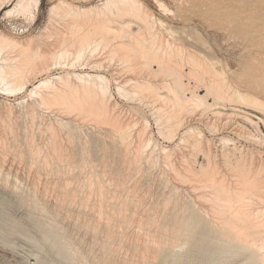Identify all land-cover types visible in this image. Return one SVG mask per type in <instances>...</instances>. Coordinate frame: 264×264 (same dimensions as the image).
<instances>
[{"label": "rangeland", "instance_id": "374dc122", "mask_svg": "<svg viewBox=\"0 0 264 264\" xmlns=\"http://www.w3.org/2000/svg\"><path fill=\"white\" fill-rule=\"evenodd\" d=\"M6 1L7 0H5V2L3 4V8L0 9V32H3L4 34H6L8 36L11 35V37H13V38L15 37L16 39L21 40L22 42L32 41V44L30 42L31 47H35L38 43H43V45L46 44L45 47H47L50 50H55L56 47L57 48L59 47L58 41H57V36H56V34H55V36H53L54 33H52V31L55 29H58L60 32H62V29H61L62 25L66 29L65 25H67V22L73 20L72 17H70V18L67 17L66 19L61 20V22H60V18H57L55 16L54 11L59 10V11H63V12L68 14L69 13L68 10L70 8L71 9L75 8L76 11L74 9H73V11L78 12V9L79 10L80 9L86 10L87 8H90L93 6L102 7L103 6L102 3L104 2V0H39V5L36 8H32V10H33L31 12L32 15L27 16L28 13L25 14V13L21 12L22 13L21 14L20 12L19 13L15 12V13H12L11 15L7 16L4 14L5 11L12 8L16 0H10L8 3ZM140 1L144 2L145 5L147 4V7L152 12L153 18H155L157 23L159 22L157 24V28H159V32H161V34H160L161 36L158 35L159 32L157 31L158 32L157 36H159L158 38L160 40H162V38H163V41H165V40L169 41V42L171 41L175 44H179L180 47L182 46L181 50L182 49L184 50V51L182 50L183 53L181 55L177 54L174 57V59H175V61H178V63L180 64V65L179 64L178 65L180 67H182V69H183L182 71H184L185 74H187L186 72H187L188 67H189L187 65H189V64H190V66H191V64L193 65L192 60L187 55L193 54L194 57L197 56L196 58H203V57L205 58V56L206 57L208 56V59L210 58V61H212L211 59H213V62H215L214 64H215V66H217L216 67L217 70L223 69V71L225 72V76H227L228 80H230V82L233 85L237 86V88L241 89V91H243V92L252 94L256 97L258 96L257 98L264 101V92L262 90V86L264 85V0H155V1L154 0H140ZM156 1L161 2L162 6H160L158 8V3ZM53 5L57 6L59 9L56 7L55 10H52V9H54ZM82 8H84V9H82ZM163 8H165V9H163ZM61 9H63V10H61ZM63 12H61V13H63ZM67 14H65V15H67ZM82 14H84V12ZM156 14H159V15H156ZM50 17H52V18H50ZM91 17H92V19L95 18L94 15ZM158 19H159V21H158ZM55 20L58 23L57 24L58 26L60 24L61 28L60 27L58 28V26L55 23H53V22H55ZM127 21L132 23L133 19H128ZM132 24H135V20ZM49 26H50V28H49ZM51 26H53L54 28ZM167 28H169V29H167ZM47 29H49L50 31L52 30L51 33ZM65 29L63 30V32L64 31L66 32ZM46 34H47V36H46ZM90 34H93V36H96V34L94 32H92ZM38 35H39V37L40 36L41 37L39 38ZM42 35H43V37H42ZM50 36H52V37H50ZM30 38H31V40H29ZM35 38H37V39H35ZM47 38H49V39H47ZM158 38H156V39L158 40ZM55 40H56L57 44L55 43ZM43 41H45V43ZM166 41L164 43H169ZM51 42H52V44H51ZM171 42L169 44L173 45V43H171ZM35 43H36V45H35ZM47 44H48V46H47ZM56 45H58V46H56ZM11 46H9V47L6 46L7 48H5L6 50L4 49L3 52L0 49L1 50L0 53L2 55L6 54L7 56L14 57V56L18 55L19 52L20 53L22 52L21 47L19 48L18 46L17 47L13 46L11 48ZM0 48H1V46H0ZM8 49H10V50H8ZM100 49H102V51ZM73 50H74V48L72 50H69V51L72 52ZM90 51L88 50L87 53L85 52L86 54H89V56L84 54V56L81 58V60H79L80 63H78V61H74L73 55L72 56L70 55L71 57L69 56V57H66L64 59L62 58L59 63H56V64L54 63L53 65L51 64V60H49L50 61L49 63L51 65L49 64V67L47 68L48 70L46 69L47 71H42V73L40 72L39 74L36 75L37 77H35L33 80H35L36 78L44 77L45 75H51L52 77L53 76L56 77L57 75H62L63 73H66L68 71H70V72H73V71H77V72H85L86 71L87 72V71H89L91 73L99 71L98 73L105 75L108 79H110L109 93H108V95L109 94L110 95L108 97L112 96V98H109V101H111L110 103L114 106V109H115L114 111L117 112V113H115V112L114 113L116 115V118L118 117L117 118L118 123L120 124L121 127H125V129H127L126 126H128L127 130L130 132L132 131L131 133L129 132V134H128L131 136V137L128 136L129 138L127 139L128 142L130 141L129 144L127 142L128 148H126V149L124 148V151H123V149L120 147L121 143H118L117 139L114 140L115 136H113V135H114V133L116 134L117 130H116L115 126H114L115 130H114V127L111 124H107V123L102 124L100 121L97 122L95 119H93V121H92V118H89L87 116L83 117L82 114L79 115V113H77V112L76 113L75 112H67V111L63 112V110L58 106L44 107V106L37 105V104H39V103H35V100H37V98L34 97V99H33V97L29 96V90L31 89V86H28L25 91H17L16 90V92H14L15 91L14 90L13 92L10 91L11 93L6 92V90L3 91V89L2 90L0 89V117L4 116L3 118L7 120L6 122H8V123L10 122L9 128H7V130L5 132L6 134L3 132L5 138H7L6 137L7 135H10L7 138V141L9 140L8 144L9 143L11 144L13 142V139L16 136L18 137V135H19V139L22 137L20 140L18 139L21 142L23 137L26 136L25 133H27L28 134L27 136H32L31 140H33V141H31V145H32V143H34L32 146H34L35 149H37L39 151V150H41V148L43 146L42 149L46 150V148L47 149L50 148V147L48 148V146L50 145L49 143L51 142L52 137L55 136V137H57L56 139L58 142L57 148H58V146L60 148V149L58 148L60 150V151L58 150L59 151L58 152L59 158H60V155H62L61 159H58L59 164H60V166L63 165L62 168H65L64 165L66 166L67 164L70 166V168L68 166H67L68 168L66 167L67 170L62 169L63 171L62 170L60 171V174L62 175L61 176L58 172V170L61 169V167L58 166V160L56 161V159H52L55 161L54 162L55 165L53 162H51V160H50V162H51V164H50L49 160H45V158L42 157L43 156L42 153H39V152L38 153L41 154V157L39 156V157H37V159H34V160H38V161L32 160L33 161V163H32L31 157L30 158L27 157L31 162L29 160H27L26 157L21 158V160H20V158H15V156H13L14 155V153L12 152L13 146H11L9 144L11 149H10V151H7L8 153L6 152L7 154L5 153L6 155H4L5 157H3V161H2L3 166L1 165L2 170L0 171V181L2 182V183L0 182V264H83V263H85V264H97V262H99L100 264H105V263L106 264H130V263L134 264V262H130V263L128 262V261H133V260H130L132 257L131 255H133V259L136 257L134 255V252L131 250V244L134 242L140 244V241L144 238H145V241L147 243H151V242H149V240H146L148 237H147L146 233L144 232V230H145L144 226H142V224L140 225V223H141L140 221H144L147 217V213H149V212L151 213V211L153 212V210L155 211L156 209L160 213L162 212L160 217H159L160 220L163 221L164 223L166 222L165 224L164 223L162 224V225H165V228L162 225H161V227L157 226L158 227L157 229L155 228L156 229L155 234H156L157 238L159 239V242L161 244L160 247H161L162 251L159 250L160 251V253H159L158 249L160 247H158V245H157V247H158V249H157L156 245H153L154 249H153V251H150V253L156 254L157 256L150 254L151 256L149 257V255H148L149 252L146 254L144 252V254L146 256L148 255V257L150 259L147 257V259L149 260V261H147L146 258L141 259L142 257L140 256L141 257V258L139 257L140 258L139 261H141L140 264H142V261L145 264H147L148 262H149L148 264H264V261H263L264 260V249H263L264 247L259 245L260 244L259 242L249 241V245H248V242H245L246 243L245 244L244 242L241 243L239 241L240 242V244H239V242L237 240L236 241L238 243H236V241H232V240L229 241L230 238L228 239V236H225V238H224V235L222 233L220 234V232L218 233V235L214 236V234H217L216 232H218L217 229L220 230L221 228H224L223 223L225 221L228 222V219L226 220V218H225L226 214L224 213L225 216H223L224 211L222 212V209H225V206L223 205L224 203H222V200L220 198H219L220 203L218 202L219 200L217 201V199L219 197L218 195L220 194V192L216 191L215 187L212 186L213 184H211V183L206 184L209 182V180H208V182L203 181L205 179H210L209 175H207V176L205 175L206 176V178H205V176L203 175L204 171H201V173H198V175L195 173L191 174V172L186 171V168L188 166L185 165V162L183 164V160L181 161L182 155L189 154V156H191V157L193 156V159L196 160V162L194 161L195 162L194 165L192 163V164H190V166L192 165L191 167H194L195 170H198V169H200L201 165H203V168H204L203 170H205L209 166L208 164L207 165L205 164L207 162L205 159L207 152L205 153V151L210 150L209 152L212 154V156H214V159L216 161L215 163H216L217 167L215 169L217 170V168H218V170H217L218 175L216 174V172H215V174L217 175V177H219L220 175L222 176V174H224L222 176V178H221V176H220V178H217L216 175L214 176V178L216 179V181L218 179V182L220 181V179L222 180L225 178L226 181L224 180V182H223V180H222V182H223L222 184H224V185H226L225 184L226 182L228 183L227 179H230L229 175L231 174V173H229V172H231L229 170V168L231 166L228 167L229 166L228 163H225V162L223 163L224 159L222 157L223 153H225V151H227L228 149L230 150V149L236 147V148H238L237 150H239V148L240 149L245 148L244 150H248L249 152H254L252 154L253 163L255 165H257L259 163L260 165H257L258 167L263 166L264 164H262V163L264 162V112H263L264 110L260 111V108L258 109L256 107H252V106H248V105L245 106L244 103H242V102L238 103V101H236V100H231V99H227V100L226 99L225 100L224 99L223 100L218 99L217 100V99H215V97L212 94H210L207 90H205L206 86L204 87V84L203 85L198 84V86H197V84L194 85V82L191 79H187V76L184 75L186 79L184 78L182 80V82L184 84L187 83L188 84V86L186 85L187 87L196 91L199 95L204 96V98H205L204 103L206 100L205 105L208 104L210 106H209V108H208V106H204L205 107L204 108L203 105H197V107H196L195 106L196 104H193V102H192V104H193L192 105L191 102H189L190 105L186 104L187 107H186V105L183 107V108H185V110L182 108V112H184V113H182L181 115L183 118H181V115H179L180 117L175 119L178 122H176L174 119H173V121H172V119H168V121H167L166 118H165V120L162 118L163 121L161 119V122L164 124H161L162 127L160 128L159 127L160 125H158V123L156 122V118L158 117L157 116L158 114H156V108L158 106L160 107V104H158L159 102L156 101L155 103L154 102L151 103V101L148 100L149 98L147 99L146 96H144L146 98H143V96H142V98H139V97H141V96H139V97H137L138 99L134 98L132 100V99L125 97V96L122 97V95L120 96V94L118 95L117 89H116V84L120 81V82L124 83V85H126L128 83V81L126 79L130 75L129 72H127L126 69L122 70L123 69L122 66L119 65L122 68L121 69L119 66H117V64L114 61H109V59L106 57V56H108V55H106L107 54L106 50H103V48L98 47L95 50V52L91 51L92 54L90 53ZM104 51H105V54H104ZM100 52H102V53H100ZM85 57H86V59H84ZM88 57H89V59H88V65H87L86 61H87ZM105 57L108 59L107 62L110 63V64L106 63L108 66L104 65L106 62ZM204 58H203V60H206ZM65 59L68 61H66ZM93 60L95 62H97V60L100 62H104L103 67L100 68L101 72L99 69V67H101V66L96 67V68L94 67L95 70H94V68H93V70H90L92 68L91 66H92ZM189 60H191V61H189ZM71 62L74 63L73 67L71 65ZM84 62H86V64ZM52 63H53V60H52ZM97 63H99V62H97ZM114 63H115V65H114ZM66 64H67V66H66ZM90 64H91V66H89ZM99 64H102V63H99ZM84 65H85V67H84ZM104 66H105V68L110 67L109 70H108V68L104 69ZM156 67L157 66H154V68H156ZM97 68H98V70H97ZM108 72H110V73H108ZM115 78H117V80L119 79L117 81V83H116ZM125 82H127V83H125ZM261 84H263V85H261ZM128 87H130V85H128ZM160 91H163V90H160ZM206 91H207V94H206ZM234 101H236V102H234ZM29 104H30V106H29ZM31 106H33V107H31ZM201 107H202V109H201ZM33 108L35 110L34 113L32 111ZM41 108H42V110H41ZM8 109H9V112H7ZM19 109H21V110H19ZM30 109H32V110L28 111V112H31L30 114L32 115V117H31V115L28 116V113L26 112L27 110H30ZM44 109H45V111H44ZM187 109H188V111H187ZM1 111L2 112L6 111V112L2 113ZM6 113L8 116L7 118L5 117ZM8 113H10V114H8ZM16 114H18V117ZM9 115H10L11 119L9 118ZM155 116H157V117L155 118ZM30 118H32V119H30ZM19 119H21L23 121H21V120L19 121ZM257 119H258V121H257ZM61 120H62V122H60ZM175 122L179 123V124H176ZM35 123H37V124H35ZM58 124H61L62 126L58 125ZM175 124L177 125V127H175ZM180 124H182V125H180ZM14 126H16L15 129H13ZM21 126H22V128H21ZM163 126H165V127H163ZM47 127H50V128H47ZM168 127L170 128L169 131L171 132V134L173 133L172 135L170 134V132H165V131H168L167 130ZM16 130H18V131H16ZM189 130H191V131H189ZM52 131H53V134H52ZM54 131L56 132V134ZM186 131H187V133H186ZM21 133H24L25 135L23 136V134H21ZM110 133H111V136H110ZM166 133H168V134L166 135ZM43 134H44V136H43ZM198 134H200V138L209 140V143L207 144V146H206L207 142L205 143V141H203L204 144L202 143L203 144L202 149H204L203 153H202L201 148H200V150L197 149L198 151L197 150L191 151L190 150L191 144H189L188 140H186V137H188V138H189V136L190 137H192V136L197 137ZM249 134H251V135H249ZM51 135H53V136L51 137ZM186 135H188V136H186ZM139 136H141V138H139ZM47 138L49 141L47 140ZM183 138H185V139H183ZM99 139H100V141H99ZM44 140H45V142H44ZM46 140H47V143H46ZM83 140H85V141H83ZM112 140H113V142H112ZM59 142H62V143H59ZM96 142H97V144H96ZM225 142H226V145H225ZM22 143L19 144V148L20 149L23 147L27 148L26 147L27 145L23 144L24 145L23 146ZM37 144L40 148L37 146ZM85 144H87V145H85ZM45 145H47V147ZM116 145H117V147H116ZM128 145H130V146H128ZM20 146H23V147H20ZM111 146H112V148H111ZM123 147H126V146H123ZM133 147H135V148H133ZM205 147L209 148V149L206 150ZM251 149L254 151H252ZM24 150H26V149H24ZM110 150H112V151H110ZM75 151L78 152V154H76ZM128 151L130 153V154L128 153V155H126V157L128 156L127 157L128 160H127V158H125L126 160H124L123 156L125 153L127 154ZM63 152L65 154H63ZM119 152H121V153H119ZM191 152L193 153L192 155H191ZM195 153L197 156L194 155ZM91 154H92V156H91ZM114 154H115V157H114ZM214 154L217 156V158ZM35 155H38V154H35ZM86 156H88V157H86ZM70 157H72V158H70ZM165 157H166V159H169V160H166ZM220 157L222 158L223 161L220 159ZM42 158L45 161H40ZM82 158H84L85 161ZM148 158H149V160H148ZM67 159H70L68 161L71 163L67 162L66 161ZM24 160H25V162H22ZM105 160H107V161H105ZM260 160H261V162H259ZM86 161H88V164ZM129 161H131V162H129ZM168 161H170V162H168ZM34 162H35V165H34ZM36 162L40 163V164L39 163L38 164L41 165L42 170L41 169L39 170L40 166ZM41 162L44 165H46V164L47 165L44 167ZM61 162H62V165H61ZM82 162H85V164H87L86 167L84 166L85 164L83 165ZM133 162H135V163H133ZM64 163H66V164H64ZM79 163L80 164L82 163L81 164L82 166H78ZM215 163L214 164L212 163V164L215 166ZM106 164H108V165H106ZM134 164H135V166H134ZM255 165H254V167H256ZM27 166H29V168ZM83 166L85 167L84 170L88 166L87 170H85V171H88V173L91 172V170H92L91 173H93L96 169V171L93 175L88 174L92 178L95 175L94 177H97V178H94V179H98V176H100V177H102L101 180H104V179L106 180V181L104 180L105 182L104 181L102 182L101 180H100L101 182L100 181H98V182L99 183H105L103 185V189H104L105 185L107 184V186L104 189V191H106V193H108L109 192L108 190L110 189L111 194H109V195L107 194L109 197L105 196V194H106L105 192H104L105 194L103 195V196H105L104 201H106V203L110 207L109 208L110 211L113 210V208L116 211V209L118 207L117 205L119 203H122L123 201H126V203H127L128 202L127 199L132 201L131 205L134 206V207L133 206L131 207L130 204H129L130 206L127 205L128 208L131 207V208H129V210L127 209V211L131 214V216H133V215L135 216V217L133 216V219L139 223L138 224L135 221L136 224H138L139 226L137 225L138 226V228H137L135 222L132 223L131 228L129 226V228L127 230L124 229L125 232H127L125 234L124 231L121 230L123 227H119L120 225L118 224L116 229L120 230L121 233L124 234L123 239H125L126 242H124L125 243L124 245L121 244L122 245L121 246V245H119V242L116 241L115 238L110 239V244L112 245L114 243L116 245L115 248H117L118 246H120V248L122 247L121 250L120 249L118 250V248H117V249H115L114 252H112L113 254L109 255V256H112L114 258L107 257L108 259H106V257H104V259L101 260L100 255L104 253L103 252L104 250H102L103 248L101 247V244H99V243H101L102 239L106 236L104 234V232L102 233V231L101 232L97 231L98 233H101L102 236L96 235V233H97L96 230L93 231L92 229H88V228H87L88 229L87 230L83 225L79 224L80 221L87 220L89 218V216H90L89 212L90 213H91V211H92V213L94 212L93 209L92 210L89 209V208H91L89 203H84L85 204V207H84V204L82 205V201H81L82 206H80L79 205L80 199H83L86 196L90 198V196L93 195L94 191H95V193H94V195H95L96 194V188L95 187L97 186L96 185L97 181H96V183L94 181L96 186L92 185V184H94L93 182L91 184H89L88 188L86 186L87 184L83 185L84 187L81 186L82 184H81V182H79L80 180L78 177L79 176L78 173L80 170L84 171L82 168ZM89 166H91V169ZM95 166H97L98 168ZM43 167H44V169H43ZM54 167H55V169H56V167L57 168L60 167V168L58 170L56 169L57 170V172H56V170L54 171ZM209 167H211V166H209ZM99 168H101V169H99ZM175 168H176V170H175ZM183 168H184V170H183ZM256 168H254V169H256ZM207 169H206V171H207ZM26 170H29V171H26ZM73 170H74V172H73ZM82 171H80V172H82ZM85 171L82 172L83 175H84ZM97 171H99V172H97ZM177 171H178V173H177ZM218 171L221 173L220 175H219ZM62 172H64V174ZM27 173H29V174H27ZM36 173L41 175V176L38 175L40 178L37 176ZM71 173H75V174H72V177H74V179L72 177L70 178ZM82 173L80 174L81 180L84 179L83 178L84 176L82 175ZM100 173H102V174H100ZM4 174L7 177H5ZM86 174H87V172H86ZM179 174L181 176H179ZM199 174H200V176H199ZM26 175L27 176L29 175V176L27 177ZM55 175H57V176H55ZM88 175H86V176H88ZM130 175L132 176V178ZM201 175H203L205 179ZM66 176H67V179L69 177L70 180L68 179V181H67ZM224 176H227V178ZM2 177H3V179H2ZM4 177H5V179H4ZM64 177H65V180H64ZM111 177H113V178H111ZM87 178H85V179H87ZM113 179H115V180H113ZM59 180H60V183H62L61 185L64 184V186H65V181H66V184L69 183L67 188L72 187V189L69 188L70 190H74L75 188L77 189V186H78V188L81 187L82 189H84V192H85V194L82 196V195H80L81 194L80 192L82 191V189L81 190L79 189L80 192L78 190L71 191V192H73V195H74V192L77 193V191L80 193V194L79 193L76 194L78 196H76L75 200H77L79 196H82L83 198L79 197V199H78L79 202L72 200L71 202L68 203V207H66L67 205L65 203L64 207L66 209L63 207L64 208V209L62 208L63 212L60 211L63 214L65 213L64 216H63V214L61 215L62 218L60 217V215H57L58 217L55 216V214H53L54 211L51 209L53 207L52 205H54L55 207H53V208L56 209V202H58V201H60V199H62V197H59V196H61L59 194V191L56 190L60 187L59 182H58ZM61 180H63V182H61ZM120 180H122V181L120 182ZM5 181H6V183H5ZM34 181H36V182H34ZM69 181H71V182H69ZM32 182L34 183V186H36L38 184L37 187H35V188L39 189V190L37 189L39 191V193L42 191V193L44 195L42 193H40V194H42L44 196V198H43V196H40L39 199H37V200L30 199L31 196H29L30 195L29 192H31V191H28V190L31 189L30 185H33V184H31ZM76 182H77V184H76ZM204 182H206V183L204 184ZM35 183H36V185H35ZM44 183H45V185H44ZM13 184H15V185L17 184L18 187L13 185ZM90 185H92V189L89 188V187H91ZM205 185H208L209 187L208 186L205 187ZM10 186H12V187H10ZM85 186L87 188L86 191H85ZM118 186H120V187H118ZM203 186H204V188H203ZM108 187H109V189H108ZM140 187H141V189H140ZM144 187H146V188H144ZM176 187H178V188H176ZM211 187H213L215 190L213 188L211 189ZM88 189L93 191V192L91 191L92 195H89L90 191ZM144 189H146L145 190L146 192L144 191ZM178 189H179V191H178ZM212 190H214L216 192H214ZM88 191H89V193H88ZM130 191H132V194ZM159 191H160V193H159ZM112 192H114V193L112 194ZM157 192L159 195L157 194ZM86 193H88V195H86ZM165 193H166V196H165ZM216 193H219V194L215 195ZM124 195H126V196L130 195V196L129 197L125 196L126 197V199H125ZM209 195L212 197H210ZM122 196H123V198H122ZM96 197H98V196H95L94 198H96ZM173 197H178L179 200H177L176 198L174 199ZM92 198H93V196H92ZM92 198H90V199L94 200V198L93 199ZM154 198H155V200H154ZM164 198H165V200H164ZM173 199L177 200L175 202H178V203L180 202V204H179L180 209H179L178 203H177V206H175L176 203L174 201H172ZM210 199L213 201L211 202ZM214 199L219 204L216 201H214ZM38 200L41 202L45 201V203H41ZM55 200H56V202H55ZM121 200H122V202H121ZM151 200H153V201H151ZM31 201H33V202H31ZM130 201H129V203H130ZM166 201L168 202V204ZM38 202H39V204H38ZM113 202L115 203V205ZM142 202H143V204H142L143 206L141 205ZM184 202H186V203H184ZM34 203H37V204H34ZM160 203H162V204H160ZM163 203H166L165 205H167L168 207L166 206V209L163 206H162L163 208L161 206H160V208H158L159 207L158 204L163 205ZM87 204H89V205H87ZM110 204H111V206H110ZM186 204L189 205V207ZM220 204L222 205V207ZM172 205H173V207H172ZM217 205H220L221 209H219V206H217ZM136 206L139 208L140 212L138 211V208ZM182 206H183V208H181ZM214 206H216L217 208ZM81 207H83V208H81ZM190 207L193 208L196 216L198 217V218L194 219L195 223L193 222V224H192L193 226L192 225L189 226L192 228V230H191V228L189 229L188 227H186L187 226L186 224L190 223L189 221H191L192 218L195 217L193 214L194 212L192 211V209ZM212 207L214 209H212ZM161 208L163 209V211ZM67 210H69V212ZM134 210L137 212L135 213ZM164 210L166 211V213L164 212ZM65 211H67L68 214ZM113 211H111V212H113ZM115 211L113 212L114 215L116 214L115 217L120 218L119 216L121 214L119 213V210L117 209V211H116L117 213ZM132 211H134V213ZM203 211H205V213H203ZM218 211H219V213H218ZM84 212H86V213H84ZM125 212H126V210H125ZM128 212H126V213H128ZM169 212L177 215L179 218L183 217L181 219L183 220L182 221L183 223L185 222L184 224L186 226L181 222L183 225L180 224L179 226H177L178 229L176 227H175L176 229H174V225L169 223L167 220L168 218L166 217L167 215H170ZM181 212H183V213L185 212L184 215L185 214L186 215L183 216V214H181ZM190 212L191 213L193 212V213L191 214ZM196 212H198V213H196ZM118 213H119V215H118ZM211 213H213V214H211ZM85 214H87V215L84 217ZM197 214H200L201 217H199L200 215L198 216ZM221 215L223 218L221 217ZM98 216H100V215H98ZM162 216H164V217H162ZM137 217L140 219H138ZM213 217H214V219H213ZM141 218L142 219L144 218V219L142 220ZM199 218H201V219H199ZM54 219H56V220H54ZM99 219L101 221L104 220L103 216H100ZM210 219H213V220H210ZM217 219H218V221H219V219L220 220L223 219L225 221L221 220V223L222 222L223 223L219 224V226H218V224L216 223ZM76 220H77V222H76ZM48 221H50L51 223ZM205 221L206 222L208 221L207 223L210 224L211 226L213 225V224H211V222L215 221L212 223H216V224H214V226L216 225L217 227H219V228H217L215 226L216 232L214 230V227L213 228L211 227L212 229L211 228L209 229L210 226H208V229L210 231L213 230L214 234H213V232L212 233L209 232V230L206 228L207 224L206 225L204 224V223H206ZM200 222L202 223L201 227L199 226ZM227 222H225V224H224L225 226H226ZM53 223L55 226L56 225L57 226L54 227ZM196 223H198V225ZM218 223H220V222H218ZM203 225H205L206 229L202 227ZM227 225H228V223H227ZM51 226H53L54 229H51L52 228ZM220 226H221V228H220ZM57 227H58V229H60L59 230L60 233L62 232V233H66L65 235H69V238L71 240V242L69 244L66 245V240L63 238L64 236H62V233L60 236H58L60 233L56 232V231H58ZM118 227H119V229H118ZM170 227H172L175 231L170 229ZM196 227H198V229ZM199 227L201 228V230ZM159 228H160V230H159ZM202 228H203V230H202ZM183 229L185 232L183 231ZM157 230L159 232H161V234H159L157 232ZM165 230H166V232H165ZM167 230H168V232H167ZM181 230H182V232H181ZM188 230L189 231L191 230L194 233H192V235H190L191 232H186ZM169 231H171L170 235H169ZM128 232H130V234H128ZM184 233H186L187 235ZM172 234H174V236ZM193 234H194V237H193ZM145 235H146V237H145ZM161 235H162V237H161ZM166 235H168V237ZM179 235L181 236V238ZM184 235L189 236L188 238L189 239L191 238L192 240L191 239L189 240ZM219 236H221V238H218ZM140 237H143V238L140 239ZM172 238L173 239L177 238L176 242H175V240L173 241ZM73 240H74L73 245H76L75 243L79 242L80 244L77 243V245H80V247L87 250V253L89 256L87 255L86 257H88V258L78 257L77 254L76 255L72 254L74 257L76 256L75 260H74L73 256H72L73 258L71 257L72 252H71V250H69V248L70 249H72V248L69 245H71ZM134 240H137V241H134ZM161 241L165 246L161 243ZM183 241L185 242L184 244H182ZM127 242H129V243L132 242V243L130 244V247H127L128 251L126 252V250H127L126 246L129 245ZM171 242H173V243H171ZM170 243L173 245H171ZM73 245H71V246H73ZM162 245H163V247H162ZM111 247H113V245ZM154 250H156V251H154ZM115 253H116V255H115ZM129 254H130V256H128ZM91 257H94L93 261H92ZM129 257H130V259H129ZM79 258L82 260L84 259V261L81 263V260H79ZM95 259H96V262H95ZM105 259H106V261H105ZM115 259H116V261H115ZM152 259H153V261H152ZM100 260L102 263L100 262ZM150 260H151V262H150ZM76 261H78V263H75Z\"/></svg>", "mask_w": 264, "mask_h": 264}, {"label": "bare ground", "instance_id": "6f19581e", "mask_svg": "<svg viewBox=\"0 0 264 264\" xmlns=\"http://www.w3.org/2000/svg\"><path fill=\"white\" fill-rule=\"evenodd\" d=\"M10 0H7L6 2L8 3ZM155 1V0H154ZM4 2H5V0H0V9H2L3 8V4H4ZM157 3H158V8L160 7V6H162V4H161V2H159V1H156ZM102 3V2H101ZM155 3V2H154ZM39 5V0H16L15 1V3H14V5H13V7L12 8H10V9H8V10H6L5 11V15H11L12 13H15V12H17V13H28L27 14V16L28 15H32L31 14V12L33 11L32 10V8H36L37 6ZM102 7H97V6H93V7H90V8H87L86 10L84 9V8H82V9H84V10H79L78 8V12H75L76 11V9L75 8H73L75 11H73V9H67L68 10V14L67 13H65V12H63V11H59V10H56V11H54L55 12V16L57 17V18H60V22H61V20H64V19H66L67 17H72V19L73 20H71V21H68L67 22V25H65V27H66V29L63 27V25H62V28L60 27V24H59V26L57 25L58 23L56 22V20H55V22H53V23H55L57 26H58V28L60 27L61 29H62V32H60L58 29H55V30H51L52 31V33H54V35L53 36H55V34H56V36H57V41H58V45H59V47L57 48L56 46H58V45H56L55 47H56V51L55 50H50V49H48L47 47H45L46 46V44L45 45H43V43H38L37 45H36V43H35V47H31L30 46V42H31V44H32V41H30V42H22L21 40H18V39H16L15 37L13 38V37H11V35L10 36H8V35H6V34H4L3 32H0V46H1V50H2V52H3V50L5 49V48H7V47H9V46H11V48L13 47V46H15V47H21V50H22V52L20 53H18V55H16V56H14V57H10V56H7L6 54L4 55H2L1 53H0V89L2 90L3 89V91L4 90H6V92H13L14 90V92H16V90L17 91H25L26 89H27V87L28 86H31V89L29 90V96H31V97H33V99H34V97H36L37 98V100H35V103H39V104H37V105H40V106H44V107H51V106H58V107H60L62 110H63V112L64 111H67V112H77V113H79V115L80 114H82L83 115V117L84 116H87V117H89V118H92V121H93V119H95L97 122L98 121H100L102 124L103 123H107V124H111L113 127L115 126L116 127V130H117V132H116V134L114 133V135L113 136H115L114 137V140L115 139H117L118 140V143H121V148L123 149V151H124V148L126 149V148H128L127 147V139L129 138V137H131L130 135H128L129 134V132L130 131H128L127 129H128V126H126V128L127 129H125V127H121L120 126V124L118 123V117L116 118V115H115V113H117V112H115L114 110V106L110 103L111 101H109V98H112V96H110V97H108L109 95H108V93H109V84H110V79H108L105 75H103V74H101V73H98L99 71H97V72H93V73H91V72H89V71H85V72H77V71H73V72H70V71H68V72H66V73H63L62 75H57L56 77H52L51 75H45L44 77H41V78H36L35 80H33L35 77H37L36 75L37 74H39L40 72L42 73V71H47L48 69V67H49V60H51V64L53 65L54 63L56 64V63H59L60 62V60L63 58H66V57H69L70 55L72 56L73 55V58H74V61H78V63H80V61L79 60H81V58L84 56V54H86L87 53V51L89 50H91V51H93V52H95V50L99 47V48H103V50H106V55H108V56H106L108 59H109V61H114L116 64H117V66H119V65H121L122 66V70H125L126 69V71L127 72H129V77L126 79L127 81H128V83L127 82H125V83H127L126 85H124V83H122V82H118L117 83V81L119 80H117V78H115V80H116V89H117V93H118V95L120 94V96L122 95V97L123 96H125V97H128V98H130V99H134V98H137V97H139V96H141V97H139V98H142V96H143V98H146L147 97V99L149 100V101H151V103L152 102H156V101H158L159 103L158 104H160V107L158 106L157 108H156V114H158L157 116H155V118H156V122L158 123V125H160L159 127L161 128L162 126H161V124H164V123H162L161 122V119L163 118L164 120H165V118H166V120L168 121V119H172V121H173V119L175 120V119H177V118H179L180 116L179 115H181L182 113H184V112H182V108L186 105V104H189L190 105V103L189 102H191V104H192V102H193V104H196L195 106L197 107V105H203V107L204 106H208V108H209V106L210 105H208V104H206L205 105V103H206V100H205V103H204V96H202V95H199L196 91H194V90H192V89H190L189 87H187L188 86V84L186 83V84H184L183 82H182V80L185 78V76L184 75H186L187 76V79H191L193 82H194V85L195 84H197V86H198V84H201V85H203L204 84V87L206 88L205 90H207L210 94H212L214 97H215V99H231V100H236V101H238V103L239 102H242V103H244L245 104V106H252V107H256V108H260V111L261 110H264V101H262L261 99H259V98H257L256 96H254V95H252V94H249V93H246V92H243V91H241V89H239V88H237V86H235V85H233L231 82H230V80H228V78H227V76H225V72L223 71V69H221V70H217L216 69V67L217 66H215V62H213V59H211L212 61H210V58L208 59V56L206 57L205 56V58L204 59H206V60H203V58H196V57H194V55L192 54H189V55H187V56H189L190 57V59L192 60V62H193V65L191 64V66H190V64L189 65H187V66H189L188 67V70H187V74H185L184 73V71H182L183 69H182V67H180L179 65V63H178V61H175V59H174V57L178 54V55H181L183 52H182V50H181V47H180V45L179 44H175V43H173V42H171V43H173V45H171V44H169L170 42L169 41H166V42H169V43H164L165 41H163V38H162V40H160L158 37L159 36H161L160 34H161V32H159V28H157V24L159 23H157V21L155 20V18H153V15H152V12L149 10V8L147 7V4L145 5V3L144 2H141L140 0H104V2L102 3ZM154 5V4H153ZM54 6V5H53ZM56 7L57 6H54V9H52V10H55L56 9ZM69 7V6H68ZM53 8V7H52ZM58 8V7H57ZM59 9V8H58ZM163 9H165V8H163ZM61 10H63V9H61ZM52 12V11H51ZM61 12H63V13H61ZM84 12V14H82ZM21 13V14H22ZM53 13V12H52ZM67 14V15H65V14ZM24 14V15H25ZM54 14V13H53ZM95 16V18H93L92 19V17L91 16ZM156 15H159V14H156ZM26 16V15H25ZM52 16V15H51ZM54 16V15H53ZM160 17V16H159ZM50 18H52V17H50ZM128 19H133V22H134V20H135V24H132L131 22H129V21H127ZM157 19V18H156ZM49 20V19H48ZM69 20V19H68ZM161 20V19H160ZM52 21V20H51ZM50 21V22H51ZM67 21V20H66ZM131 21V20H130ZM158 21H159V19H158ZM169 21V20H168ZM49 22V23H50ZM59 22V21H58ZM162 22V21H161ZM160 22V23H161ZM170 23V22H169ZM163 24V23H162ZM172 24V23H171ZM52 25V24H51ZM54 25V24H53ZM47 26V25H46ZM55 26V25H54ZM51 27H53V26H51ZM56 27V26H55ZM168 27V26H167ZM49 28H50V26H49ZM54 28V27H53ZM52 28V29H53ZM66 30V32L64 31L63 32V30L64 29ZM158 29V30H157ZM167 29H169V28H167ZM47 30H49V29H47ZM174 30V29H173ZM45 31V30H44ZM50 31V30H49ZM48 31V32H49ZM51 31H50V33H51ZM159 32V36H157V33ZM197 31V30H196ZM46 32V31H45ZM92 32H94L95 34H96V36H93V34H90V33H92ZM171 32V31H170ZM52 35V34H51ZM46 36H47V34H46ZM163 36V35H162ZM30 37V36H29ZM36 37V36H35ZM38 37H39V35H38ZM41 37V36H40ZM39 37V38H40ZM42 37H43V35H42ZM50 37H52V36H50ZM56 38V37H55ZM156 38H158V40L156 39ZM161 38V37H160ZM27 39V38H26ZM35 39H37V38H35ZM42 39V38H41ZM40 39V40H41ZM47 39H49V38H47ZM51 39V38H50ZM156 39V40H155ZM29 40H31V38L29 39ZM34 40V39H33ZM39 40V41H40ZM54 40V39H53ZM28 41V40H27ZM44 43H45V41H43ZM175 42V41H174ZM55 43L57 44V42H56V40H55ZM54 43V44H55ZM51 44H52V42H51ZM7 46V47H6ZM47 46H48V44H47ZM54 46V45H53ZM74 48V50L71 52V51H69V50H72ZM15 49V48H14ZM1 50H0V52H1ZM6 50V49H5ZM8 50H10V49H8ZM18 50V49H17ZM101 51H102V49H100ZM91 51H90V53H91ZM184 51V50H183ZM86 52V53H85ZM189 52V51H188ZM89 53V52H88ZM100 53H102V52H100ZM92 54V53H91ZM90 54V55H91ZM94 54V53H93ZM96 54V53H95ZM104 54H105V51H104ZM86 55H88L89 56V54H86ZM101 55V54H100ZM184 55V54H183ZM186 55V54H185ZM70 56V57H71ZM103 57V56H102ZM105 57V64H104V62H100V61H98L97 60V62H99V63H102V64H99V63H97V62H95L94 60L91 62L92 63V66H91V64L89 65V66H91L90 68V70H93V68L95 67H99V66H101V67H99V69L100 68H102L103 67V64L104 65H107V64H110L109 62H107V58ZM76 59V60H75ZM84 59H86V57L84 58ZM88 59H89V57L87 58V65H88ZM104 59V58H103ZM102 59V60H103ZM208 59V60H207ZM52 60H53V63H52ZM66 60V59H65ZM72 60V59H71ZM92 60V59H91ZM100 60V59H99ZM191 60H189V61H191ZM66 61H68V60H66ZM73 61V62H74ZM117 61V62H116ZM62 62V61H61ZM73 62H71V65H72V67H73V64L75 63H73ZM86 62H84L85 64H86ZM95 62V63H94ZM107 63V64H106ZM115 63H114V65H115ZM50 64V65H51ZM112 64V63H111ZM179 64V65H178ZM59 65V64H58ZM65 65V64H64ZM70 65V66H71ZM83 65V64H82ZM113 65V64H112ZM111 65V66H112ZM66 66H67V64H66ZM88 66V67H89ZM108 66V65H107ZM110 66V65H109ZM154 66H157L156 68H154ZM71 67V68H72ZM83 67V66H82ZM84 67H85V65H84ZM69 68V67H68ZM95 68H94V70H95ZM108 68V67H107ZM107 68H105V66H104V69H107ZM110 68V67H109ZM109 68H108V70H109ZM47 69V70H46ZM97 70H98V68H97ZM119 71V70H118ZM117 71V72H118ZM100 72H101V69H100ZM115 72V71H114ZM108 73H110V72H108ZM116 73V72H115ZM41 75V74H40ZM161 76V77H160ZM184 76V77H183ZM109 77V76H108ZM189 77V78H188ZM186 79V78H185ZM122 81V80H121ZM125 81V80H124ZM189 82V81H188ZM128 85H130V87H128ZM187 85V86H186ZM261 85H263V84H261ZM200 86V85H199ZM160 90H163V91H160ZM262 90H263V92H264V85L262 86ZM207 91H206V94H207ZM10 92V93H11ZM144 96H146V97H144ZM262 98V97H261ZM32 99V100H33ZM138 99V98H137ZM214 99V98H213ZM146 100V99H145ZM144 101V100H143ZM236 101H234V102H236ZM192 104V105H193ZM211 104V103H210ZM34 105V104H33ZM148 105V104H147ZM150 105V104H149ZM22 106V105H21ZM29 106H30V104H29ZM31 107H33V106H31ZM39 107V106H38ZM43 107V108H44ZM186 107H187V105H186ZM30 108V107H29ZM189 108V107H188ZM205 108V107H204ZM12 109V108H11ZM49 109V108H48ZM47 109V110H48ZM53 109V108H52ZM184 110H185V108H183ZM190 109V108H189ZM201 109H202V107H201ZM251 109V108H250ZM19 110H21V109H19ZM32 109H30V110H27L26 112L28 113V116H30L31 114V112H28V111H31ZM41 110H42V108H41ZM155 110V109H154ZM183 110V111H184ZM195 110V109H194ZM207 110V109H206ZM256 110V109H255ZM24 111V110H23ZM33 113H34V108H33ZM44 111H45V109H44ZM187 111H188V109H187ZM196 111V110H195ZM237 111V110H236ZM2 112V111H1ZM3 112H6V111H3ZM2 112V113H3ZM7 112H9V109H8V111ZM19 112V111H18ZM115 112V113H114ZM155 112V111H154ZM191 112V111H190ZM264 112V111H263ZM21 113V112H20ZM26 113V114H27ZM32 113V114H33ZM192 113V112H191ZM194 113V112H193ZM203 113V112H202ZM205 113V112H204ZM8 114H10V113H8ZM22 114V113H21ZM154 114V113H153ZM200 114V113H199ZM4 115V114H3ZM17 115V117H18V114H16ZM35 115V114H34ZM204 115V114H203ZM232 115V114H231ZM250 115V114H249ZM27 116V117H28ZM63 116V115H62ZM252 116V115H251ZM4 117V116H3ZM2 116L0 117V171L2 170V161H3V157H5L4 155H6L8 152L7 151H10V145L11 146H13V149H12V152L14 153V155L13 156H15V158H20V160H21V158H24V157H26V159L27 160H29L27 157H31L32 159H31V161L32 160H34V159H37V157H41V154H39V153H42V157H44L45 158V160H49V162H50V160H51V162H55L54 160H52V159H56V161L58 160V159H61V156L62 155H60V158H59V155H58V152L60 151L59 149V146H58V148H57V137H52L53 135H51V137H52V140H51V142L48 144L49 146H48V148L50 149H47L46 147H47V145H45L46 147V150H44V149H42L43 148V146H42V148H41V150H37V149H35L34 148V146H32L34 143H32V145H31V141H33V140H31L32 139V136H27L28 134L27 133H25L26 134V136H24L25 134L24 133H21V134H23V139H22V141L20 142L19 140L22 138H20L19 139V135H18V137L16 136L14 139H13V142L9 145L8 144V141H7V138H8V136H10V135H7L6 137L7 138H5L4 137V134H3V132L5 133L6 132V130H7V128H9V123L8 122H6L7 120L6 119H4ZM6 118L8 117L7 116V113H6V116H5ZM31 117H32V115H31ZM75 117V116H74ZM86 117V118H87ZM204 117V116H203ZM243 117V116H242ZM9 118H10V115H9ZM8 118V119H9ZM35 118V117H34ZM37 118V117H36ZM40 118V117H39ZM60 118V117H59ZM181 118H183L182 117V115H181ZM256 118V117H255ZM11 119V118H10ZM13 119V118H12ZM18 119V118H17ZM22 119V118H21ZM21 119H19V121L21 120ZM30 119H32V118H30ZM55 119V118H54ZM76 119V118H75ZM163 119H162V121H163ZM244 119V118H243ZM250 120V119H249ZM21 121H23V120H21ZM176 121V120H175ZM248 121V120H247ZM257 121H258V119H257ZM12 122V121H11ZM34 122V121H33ZM57 122V121H56ZM60 122H62V120L60 121ZM64 122V121H63ZM96 122V123H97ZM176 122H178V121H176ZM175 122V123H176ZM180 122V121H179ZM251 122V121H250ZM19 123V122H18ZM17 123V124H18ZM23 123V122H22ZM39 123V122H38ZM126 123V122H125ZM252 123V122H251ZM35 124H37V123H35ZM46 124V123H45ZM129 124V123H128ZM127 124V125H128ZM167 124V123H166ZM176 124H179V123H176ZM175 124V127H177V125ZM19 125V124H18ZM49 125V124H48ZM58 125H61V124H58ZM110 125V126H111ZM126 125V124H125ZM157 125V126H158ZM180 125H182V124H180ZM17 126V125H16ZM16 126H14V128L13 129H15V127ZM62 126V125H61ZM108 126V125H107ZM111 126V127H112ZM170 126V125H169ZM179 126V125H178ZM115 127H114V130H115ZM163 127H165V126H163ZM167 127V126H166ZM21 128H22V126H21ZM20 128V129H21ZM29 128V127H28ZM47 128H50V127H47ZM52 128V127H51ZM64 128V127H63ZM174 128V127H173ZM30 129V128H29ZM38 129V128H37ZM40 129V128H39ZM99 129V128H98ZM166 129V128H165ZM164 129V130H165ZM169 127H168V131H165V132H170L169 131ZM191 129V128H190ZM19 130V129H18ZM18 130H16V131H18ZM31 130V129H30ZM34 130V129H33ZM51 130V129H50ZM54 130V129H53ZM60 130V129H59ZM62 130V129H61ZM107 130V129H106ZM141 130V129H140ZM174 130V129H173ZM172 130V131H173ZM243 130V129H242ZM37 131V130H36ZM35 131V132H36ZM42 131V130H41ZM47 131V130H46ZM58 131V130H57ZM72 131V130H71ZM110 131V130H109ZM108 131V132H109ZM189 131H191V130H189ZM55 132V131H54ZM102 132V131H101ZM132 132V131H131ZM130 132V133H131ZM243 132V131H242ZM8 133V132H7ZM18 133V132H17ZM20 133V132H19ZM38 133V132H37ZM48 133V132H47ZM66 133V132H65ZM107 133V132H106ZM144 133V132H143ZM186 133H187V131H186ZM192 133V132H191ZM194 133V132H193ZM201 133V132H200ZM6 134V133H5ZM30 134V133H29ZM52 134H53V131H52ZM55 134H56V132H55ZM82 134V133H81ZM113 134V133H112ZM168 133H166V135H167ZM170 134H171V132H170ZM173 134V133H172ZM171 134V135H172ZM195 134V133H194ZM193 134V135H194ZM243 134V133H242ZM241 134V135H242ZM15 135V134H14ZM70 135V134H69ZM140 135V134H139ZM199 135V136H198ZM197 135V137L196 136H192V137H190L189 136V138L188 137H186V140H188V143L189 144H191L190 146H191V151L192 150H194V151H196L197 149H199L200 150V148L202 149L203 147H202V145L204 144L203 143V141H205V143H206V146H207V144L209 143V140H207V139H202V138H200V134H198ZM249 135H251V134H249ZM12 136V135H11ZM43 136H44V134H43ZM102 136V135H101ZM110 136H111V133H110ZM129 136V137H128ZM143 136V135H142ZM170 136V135H169ZM168 136V137H169ZM186 136H188V135H186ZM247 136V135H246ZM245 136V137H246ZM31 137V138H30ZM34 137V136H33ZM59 137V136H58ZM69 137V136H68ZM67 137V138H68ZM85 137V136H84ZM83 137V138H84ZM11 138V137H10ZM90 138V137H89ZM96 138V137H95ZM105 138V137H104ZM103 138V139H104ZM111 138V137H110ZM139 138H141V136H139ZM147 138V137H146ZM188 138V139H187ZM248 138V137H247ZM252 138V137H251ZM19 139V140H18ZM34 139V138H33ZM43 139V138H42ZM59 139V138H58ZM98 139V138H97ZM183 139H185V138H183ZM226 139V138H225ZM228 139V138H227ZM47 140H48V138H47ZM47 140H46V143H47ZM62 140V139H61ZM90 140V139H89ZM135 140V139H134ZM139 140V139H138ZM11 141V140H10ZM24 141V142H23ZM40 141V140H39ZM38 141V142H39ZM49 141V140H48ZM66 141V140H65ZM83 141H85V140H83ZM96 141V140H95ZM99 141H100V139H99ZM105 141V140H104ZM136 141V140H135ZM23 142V143H22ZM44 142H45V140H44ZM63 142V141H62ZM62 142H59V143H62ZM74 142V141H73ZM92 142V141H91ZM107 142V141H106ZM112 142H113V140H112ZM117 142V141H116ZM130 142V141H129ZM129 142H128V144H129ZM187 142V141H186ZM22 143V145L23 144H26L25 146L27 147V148H24L23 146H20V147H23V148H19V144H21ZM203 143V144H202ZM71 144V143H70ZM76 144V143H75ZM96 144H97V142H96ZM137 144V143H136ZM59 145V144H58ZM78 145V144H77ZM85 145H87V144H85ZM101 145V144H100ZM223 145V144H222ZM225 145H226V142H225ZM37 146H38V144H37ZM71 146V145H70ZM82 146V145H81ZM90 146V145H89ZM99 146V145H98ZM118 146V147H119ZM123 146H126V147H123ZM128 146H130V145H128ZM209 146V145H208ZM39 147V146H38ZM66 147V146H65ZM86 147V146H85ZM116 147H117V145H116ZM119 147V148H120ZM224 147V146H223ZM235 147V146H234ZM37 148V147H36ZM40 148V147H39ZM62 148V147H61ZM74 148V147H73ZM94 148V147H93ZM92 148V149H93ZM104 148V147H103ZM111 148H112V146H111ZM133 148H135V147H133ZM156 148V147H155ZM206 148V147H205ZM24 149H26V150H24ZM63 149V148H62ZM90 149V148H89ZM99 149V148H98ZM207 149H209V148H206V150ZM238 148H232V149H228L227 151H225V153H223V159H224V161L222 160V158L220 157V159L223 161V163L225 162V163H228V167H230L229 168V170L231 171V172H229V173H231L229 176H230V179H227L228 180V183L226 182L225 184L226 185H224V184H222L223 182H224V180L226 181V179L224 178V177H226L227 178V176H224L223 178L224 179H222L223 180V182H222V180L220 179V181L218 182V179H217V181H216V179L214 178V176L217 174V170H218V168H217V170L215 169L217 166H216V161H215V159H214V156H212V154L209 152L210 150H207V151H205V153H206V165L208 164L209 166H211V167H207L206 169H207V171H206V169L205 170H203L204 168H203V165H201V167H200V169H198V170H195V168L194 167H191L190 166V164H192L193 163V165H194V163L196 162V160H194L193 159V156L191 157V156H189V154H185V155H182V158H181V161L183 160V164H184V162H185V165H187L188 167L186 168V171H188V172H191V174L193 173H195V174H197L198 175V173H201V171H204L203 172V175L205 176H207V175H209V177H210V179H205L206 178V176H205V178H204V176L203 175H201V176H203V178L205 179V180H203V181H207L208 182V180H209V182L208 183H206V182H204V184L206 183V184H213L212 186H214L215 187V189H216V191L217 192H220V194L219 193H216L215 195H218L219 197H218V199H217V201L219 200V198L222 200V203H224L223 205L225 206V209H222V212H223V216H225L224 215V213L226 214V220L228 219V222L227 221H225V220H223V219H221L222 221H225V222H227L228 223V225H227V223H226V226L224 225L225 224V222L223 223V226H224V228H221V226H220V230L219 229H217V231L218 232H216V227L214 226V224H218V226H219V224H222L221 223V220L219 219V221H218V219H217V221L218 222H220V223H218L216 220V223H212V222H215V221H212L211 222V224H213L212 226L210 225V224H208L206 221V223H204L205 225L207 224V229H208V226H210L209 227V229L212 227H214V230H215V232L217 233V234H214V232H213V230L212 231H210L209 229V232H213V234H214V236L215 235H218V233L220 232V234L222 233L223 235H224V238H225V236H228V239H229V241L230 240H232V241H240L241 243H245V242H248V245H249V241H254V242H259L260 244L259 245H261L262 247H264V165L263 166H257V165H260L259 163L257 164V165H255L254 163H253V158H252V154L254 153V152H249L248 150H244V149H240L239 148V150H237ZM59 150V151H58ZM65 150V149H64ZM94 150V149H93ZM117 150V149H116ZM120 150V149H119ZM129 150V149H128ZM134 150V149H133ZM132 150V151H133ZM164 150V149H163ZM252 150V149H251ZM63 151V150H62ZM77 151V150H76ZM75 151V152H76ZM85 151V150H84ZM97 151V150H96ZM101 151V150H100ZM110 151H112V150H110ZM122 151V152H123ZM135 151V150H134ZM193 151V152H194ZM198 151V150H197ZM203 151H204V149H202V153H203ZM220 151V150H219ZM252 151H254V150H252ZM7 152V153H6ZM39 152V153H38ZM73 152V151H72ZM91 152V151H90ZM156 152V151H155ZM165 152V151H164ZM256 152V151H255ZM6 153V154H5ZM99 153V152H98ZM111 153V152H110ZM119 153H121V152H119ZM125 153V152H124ZM123 153V154H124ZM128 153H129V151L127 152V154L125 153L124 154V160H126L125 158H127L126 157V155H128ZM220 153V152H219ZM258 153V152H257ZM35 154H38V155H35ZM60 154V153H59ZM63 154H65L64 152H63ZM76 154H78V152H76ZM75 154V155H76ZM89 154V153H88ZM130 154V153H129ZM150 154V153H149ZM152 154V153H151ZM193 153L191 152V155H192ZM69 155V154H68ZM167 155V154H166ZM195 156H197L196 155V153L194 154ZM201 155V154H200ZM203 155V154H202ZM215 155V154H214ZM10 156V155H9ZM70 156V155H69ZM72 156V155H71ZM83 156V155H82ZM91 156H92V154H91ZM103 156V155H102ZM109 156V155H108ZM107 156V157H108ZM216 156V155H215ZM259 156V155H258ZM257 156V157H258ZM7 157V156H6ZM67 157V156H66ZM75 157V156H74ZM86 157H88V156H86ZM94 157V156H93ZM114 157H115V154H114ZM118 157V156H117ZM122 157V158H123ZM132 157V156H131ZM152 157V156H151ZM167 157V156H166ZM166 157H165V159H166ZM70 158H72V157H70ZM91 158V157H90ZM99 158V157H98ZM97 158V159H98ZM103 158V157H102ZM195 158V157H194ZM216 158H217V156H216ZM25 159V160H26ZM39 159V158H38ZM43 159V158H42ZM40 160V161H45L44 159L43 160ZM65 159V158H64ZM83 160H84V158H82ZM86 159V158H85ZM107 159V158H106ZM196 159V158H195ZM255 159V158H254ZM258 159V158H257ZM15 160V159H14ZM25 160L24 161H22V162H25ZM63 160V159H62ZM68 160H70V159H67L66 161L67 162H69ZM75 160V159H74ZM108 160V159H107ZM107 160H105V161H107ZM123 160V161H124ZM127 160H128V158H127ZM148 160H149V158H148ZM166 160H169V159H166ZM256 160V159H255ZM30 161V160H29ZM30 161V162H31ZM34 161H38V160H34ZM39 161V162H40ZM85 161V160H84ZM102 161V160H101ZM115 161V160H114ZM133 161V160H132ZM195 161V162H194ZM220 161V160H219ZM39 162H36L37 164L39 163ZM47 162V161H46ZM51 162H50V164H51ZM81 162V161H80ZM87 162V164H88V161H86ZM91 162V161H90ZM110 162V161H109ZM126 162V161H125ZM129 162H131V161H129ZM138 162V161H137ZM149 162V161H148ZM167 162V161H166ZM168 162H170V161H168ZM257 162V161H256ZM259 162H261V160L259 161ZM32 163H33V161H32ZM42 163V162H41ZM69 163H71V162H69ZM83 163V165L85 164V162H82ZM81 163V164H82ZM133 163H135V162H133ZM157 163V162H156ZM201 163V162H200ZM215 163V166L213 165V164ZM219 163V162H218ZM25 164V163H24ZM40 164V163H39ZM38 164V165H39ZM46 164V163H45ZM57 164V163H56ZM64 164H66V163H64ZM80 164V163H79ZM78 164V166H82L81 164L79 165ZM87 164H85L84 166L86 167V165ZM93 164V163H92ZM130 164V163H129ZM174 164V163H173ZM172 164V165H173ZM262 164H264V162L262 163ZM2 165V166H1ZM34 165H35V162H34ZM42 165L45 167L46 165H44L43 163H42ZM54 165H55V163H54ZM61 165H62V162H61ZM74 165V164H73ZM99 165V164H98ZM106 165H108V164H106ZM137 165V164H136ZM227 165V164H226ZM254 165L257 167H254ZM23 166V165H22ZM40 166V168H39V170L42 168L41 167V165H39ZM58 166H60V164H59V160H58ZM63 166V165H62ZM62 166H60L61 167V169L60 170H58L60 167H56V169L58 170V172H59V174H60V171L62 170V169H66L67 170V168L69 167L70 168V166L67 164L66 166L64 165V167L65 168H62ZM68 166V167H67ZM82 167L83 168V170H84V168L85 167ZM133 166V165H132ZM134 166H135V164H134ZM181 166V165H180ZM28 168H29V166H27ZM44 167H43V169H44ZM67 167V168H66ZM90 167V169H91V166H89ZM95 167H97V166H95ZM177 167V166H176ZM206 167V166H205ZM52 168V167H51ZM81 168V167H80ZM87 168H88V166H87ZM87 168L85 169V170H87ZM98 168V167H97ZM178 168V167H177ZM254 168H256V169H254ZM55 169V167H54V171L56 170ZM93 169V168H92ZM99 169H101V168H99ZM98 169V170H99ZM120 169V168H119ZM131 169V168H130ZM42 170V169H41ZM51 170V169H50ZM57 170H56V172H57ZM65 170V171H66ZM80 170V169H79ZM78 170V171H79ZM84 170V171H85ZM89 170V169H88ZM94 170V169H93ZM129 170V169H128ZM135 170V169H134ZM175 170H176V168H175ZM183 170H184V168H183ZM216 170V171H215ZM16 171V170H15ZM26 171H29V170H26ZM63 171V170H62ZM80 171H82V170H80ZM79 171V182H81V186H83V185H86L87 186V188H88V186H89V184H91L92 182L94 183V181H95V183H96V181H97V183H96V185H95V183L94 184H92V185H95L96 187V194L94 195V193H95V191L93 192L92 190H89L90 191V193H89V191H88V193H89V195H92L91 193L93 192V198L95 197V196H98V197H96V198H94V200H91L90 198H92V196H90V198L89 197H87L86 195H88V193H86V197H82L84 194H85V192H84V189H82L81 187L80 188H78V186H77V189L75 188L74 190L76 191V190H78L79 191V189L81 190L82 189V191L79 193L78 191H77V193H79L80 195H82V196H79L80 198H83V199H80V202L78 201V199H79V197H78V199L77 200H75L76 199V196H78V195H76L77 193H75L74 192V195H73V192H71V191H74V190H70V189H72V187L69 189V188H67L68 187V184L69 183H67L66 184V181H65V186H64V184L63 185H61L62 183H60V180L58 181L59 182V190L58 189H56L57 191H59V194L61 195V196H59V197H62V199H60V201H58V202H56V200H55V202H56V209L55 208H53V207H55L54 205H52L51 207V209L54 211V213L53 214H55V216H57V215H60V217H61V215L63 214L62 212H63V209L65 208L64 207V205H65V203H66V207H68V203L69 202H71L72 200H74V201H78L79 203V205L80 206H82L84 203H89L90 204V206H91V208H89L90 210H92L93 209V213H92V211H91V213L89 212V218L87 219V220H83V221H80L79 222V224H81V225H83L86 229L88 228V229H92L93 231H95L96 230V232L98 231V232H101L102 231V233L104 232V234L106 235L103 239H102V241H101V243H99V244H101V247L103 248L102 250H104L102 253L103 254H101L100 256H101V260L102 259H104V257H106V259H108L107 257H111V258H114V257H112V256H109L110 254H113L112 252H114L115 251V249H117L118 248V250L120 249L121 250V248H120V246H118L117 248H115L116 247V245L113 243L112 245H113V247H111L112 245L110 244V239L111 238H115L116 239V241H118L119 242V245H121V244H125L124 242H126V240L125 239H123V237H124V234H122L121 233V231L120 230H117L116 229V227L118 226V224L120 225L119 227H123L121 230L122 231H124V233L126 234L127 232H125V230L124 229H128L129 228V226H130V228H131V224L132 223H134L136 220H134L133 219V216H131V214L127 211V209L129 210V208H131L133 205H131V203H132V201H130V200H128L127 199V203H126V201H123L122 202V200H121V202L122 203H119L117 206V209L119 210V213L121 214L119 217L120 218H116L115 217V215H114V208H113V210H111V211H113V212H111L110 211V207H109V205L106 203V201H104L105 200V196H108L109 194H111V192H110V189H109V187H108V191L110 192H108V193H106V191H104V189H105V187L107 186V184L105 185V187H104V189H103V185L105 184V183H99L98 181H100L101 179H102V177H100V176H98V179H94V178H97V177H94L93 176V178L91 177V176H89V175H93L94 173H95V171H96V169H95V171L93 172V173H91L92 172V170H91V172H89L88 173V171H85V173H84V175H83V173L82 172H84V171H82V172H80ZM90 171V170H89ZM206 171V172H205ZM5 172V171H4ZM25 172V171H24ZM52 172V171H51ZM69 172V171H68ZM73 172H74V170H73ZM86 172H87V174H86ZM97 172H99V171H97ZM101 172V171H100ZM137 172V171H136ZM215 172H216V174H215ZM219 172V171H218ZM7 173V172H6ZM63 174H64V172H62ZM82 173V175L84 176H82L84 179H80L81 177H80V174ZM91 173V174H90ZM103 173V172H102ZM102 173H100V174H102ZM116 173V172H115ZM130 173V172H129ZM128 173V174H129ZM177 173H178V171H177ZM181 173V172H180ZM23 174V173H22ZM27 174H29V173H27ZM37 174V173H36ZM72 174H75V173H71V176H70V178L72 177ZM77 174V173H76ZM89 174V175H88ZM97 174V173H96ZM187 174V173H186ZM189 174V173H188ZM221 173L219 172V175H220ZM227 174V173H226ZM225 174V175H226ZM2 175V174H1ZM5 175V174H4ZM39 174H37V176H38ZM52 175V174H51ZM61 175V174H60ZM67 175V174H66ZM86 175H88V176H86ZM98 175V174H97ZM184 175V174H183ZM218 175V174H217ZM217 175H216V177H217ZM224 174H222V176H223ZM3 176V175H2ZM27 176V175H26ZM29 176V175H28ZM27 176V177H28ZM39 176H41V175H39ZM38 176V177H39ZM46 176V175H45ZM55 176H57V175H55ZM62 176V175H61ZM69 176V175H68ZM77 176V175H76ZM86 176V177H85ZM102 176V175H101ZM106 176V175H105ZM131 176V175H130ZM179 176H181L180 174H179ZM193 176V175H192ZM199 176H200V174H199ZM221 176V175H220ZM220 176L219 177H217V178H220ZM222 176H221V178H222ZM5 177H7L6 175H5ZM5 177H4V179H5ZM12 177V176H11ZM35 177V176H34ZM60 177V176H59ZM88 177V178H87ZM183 177V176H182ZM208 177V178H209ZM36 178V177H35ZM40 178V177H39ZM48 178V177H47ZM58 178V177H57ZM62 178V177H61ZM60 178V179H61ZM70 178L68 177V179L70 180ZM73 179H74V177H72ZM85 178H87V179H85ZM106 178V177H105ZM111 178H113V177H111ZM131 178H132V176H131ZM153 178V177H152ZM187 178V177H186ZM190 178V177H189ZM2 179H3V177H2ZM14 179V178H13ZM23 179V178H22ZM28 179V178H27ZM37 179V178H36ZM35 179V180H36ZM59 179V178H58ZM63 179V178H62ZM68 179H67V176H66V180L68 181ZM77 179V178H76ZM104 179V178H103ZM121 179V178H120ZM185 179V178H184ZM16 180V179H15ZM14 180V181H15ZM33 180V179H32ZM55 180V179H54ZM64 180H65V177H64ZM105 180V179H104ZM104 180H101L102 182L104 181ZM113 180H115V179H113ZM123 180V179H122ZM122 180H120V182L122 181ZM147 180V179H146ZM151 180V179H150ZM190 180V179H189ZM3 181V180H2ZM31 181V180H30ZM45 181V180H44ZM76 181V180H75ZM100 181V182H101ZM106 181V180H105ZM104 181V182H105ZM112 181V180H111ZM202 181V180H201ZM1 182V181H0ZM16 182V181H15ZM23 182V181H22ZM34 182H36V181H34ZM42 182V181H41ZM56 182V181H55ZM54 182V183H55ZM57 182V183H58ZM61 182H63V180H61ZM69 182H71V181H69ZM78 182V183H79ZM126 182V181H125ZM144 182V181H143ZM166 182V181H165ZM2 183V182H1ZM4 183V182H3ZM5 183H6V181H5ZM14 183V182H13ZM19 183V182H18ZM146 183V182H145ZM24 184V183H23ZM31 184H33V185H30L31 186V189H27L28 191H31V192H29V196H31L30 197V199H34V200H37V199H39V197L40 196H43L44 194L42 193V191L40 192V193H42V194H40L39 193V189L38 188H35V187H37V185H36V183H35V185L36 186H34V183L32 182ZM76 184H77V182H76ZM102 184V185H101ZM124 184V183H123ZM13 185H15V184H13ZM27 185V184H26ZM44 185H45V183H44ZM48 185V184H47ZM53 185V184H52ZM80 185V184H79ZM92 185H90L91 187H89V188H91L92 189ZM110 185V184H109ZM122 185V184H121ZM15 186H17V184L15 185ZM29 186V187H30ZM86 186H85V191H86ZM206 186H208V185H205V187ZM10 187H12V186H10ZM18 187V186H17ZM53 187V186H52ZM58 187V186H57ZM84 187V186H83ZM118 187H120V186H118ZM134 187V186H133ZM209 187V186H208ZM45 188V187H44ZM94 188V189H95ZM144 188H146V187H144ZM176 188H178V187H176ZM203 188H204V186H203ZM213 187H211V189H212ZM38 189V190H37ZM55 189V188H54ZM53 189V190H54ZM107 189V188H106ZM118 189V188H117ZM126 189V188H125ZM140 189H141V187H140ZM143 189V188H142ZM148 189V188H147ZM201 189V188H200ZM209 189V188H208ZM214 189V188H213ZM214 189V190H215ZM45 190V189H44ZM43 190V191H44ZM49 190V189H48ZM52 190V191H53ZM55 190V191H56ZM115 190V189H114ZM122 190V189H121ZM130 190V189H129ZM133 190V189H132ZM137 190V189H136ZM146 189H144V191H145ZM177 190V189H176ZM206 190V189H205ZM210 190V189H209ZM214 190H212V191H214ZM47 191V190H46ZM51 191V192H52ZM56 191V192H57ZM92 191V192H91ZM116 191V190H115ZM141 191V190H140ZM149 191V190H148ZM161 191V190H160ZM160 191H159V193H160ZM178 191H179V189H178ZM177 191V192H178ZM204 191V190H203ZM211 191V190H210ZM216 191H214V192H216ZM50 192V191H49ZM83 192V193H82ZM106 194H105V193ZM125 192V191H124ZM131 192V194H132V191H130ZM134 192V191H133ZM146 192V191H145ZM154 192V191H153ZM45 193V192H44ZM114 192H112V194H113ZM126 193V192H125ZM129 193V192H128ZM192 193V192H191ZM53 194V193H52ZM56 194V193H55ZM58 194V193H57ZM105 194V196H103ZM108 194V195H107ZM122 194V193H121ZM152 194V193H151ZM157 194H158V192H157ZM174 194V193H173ZM209 194V193H208ZM123 195V194H122ZM159 195V194H158ZM157 195V196H158ZM214 195V194H213ZM58 196V195H57ZM112 196V195H111ZM126 195H124V198L126 199V197L128 196H126ZM130 196V195H129ZM128 196V197H129ZM163 196V195H162ZM165 196H166V193H165ZM169 196V195H168ZM167 196V197H168ZM175 196V195H174ZM201 196V195H200ZM203 196V195H202ZM210 196V195H209ZM74 197V198H73ZM109 197V196H108ZM117 197V196H116ZM195 197V196H194ZM210 197H212V196H210ZM43 198H44V196H43ZM46 198V197H45ZM88 198V199H87ZM92 198V199H93ZM112 198V197H111ZM122 198H123V196H122ZM136 198V197H135ZM166 198V197H165ZM165 198H164V200H165ZM174 199L176 198L177 200H179L178 199V197H173ZM206 198V197H205ZM53 199V198H52ZM110 199V198H109ZM130 199V198H129ZM141 199V198H140ZM172 200V201H177V200ZM199 199V198H198ZM203 199V198H202ZM45 200V199H44ZM124 200V199H123ZM154 200H155V198H154ZM170 200V199H169ZM185 200V199H184ZM192 200V199H191ZM196 200V199H195ZM211 200V199H210ZM39 201V200H38ZM73 201V202H74ZM81 201H82V205H81ZM129 201H130V203H129ZM151 201H153V200H151ZM213 200H211V202H212ZM214 201H216L215 199H214ZM216 201V202H217ZM31 202H33V201H31ZM39 202H41V201H39ZM39 202H38V204H39ZM75 202V203H76ZM117 202V201H116ZM162 202V201H161ZM167 202V201H166ZM219 203H220V200L218 201ZM217 202V203H218ZM41 203H45V201H43V202H41ZM114 203V202H113ZM134 203V202H133ZM148 203V202H147ZM176 203V205L175 206H177V203L178 202H175ZM174 203V204H175ZM184 203H186V202H184ZM218 203V204H219ZM34 204H37V203H34ZM51 204V203H50ZM89 204H87V205H89ZM112 204V203H111ZM111 204H110V206H111ZM131 205V207H129L128 208V206H130ZM143 204V202L141 203V205ZM160 204H162V203H160ZM160 204H158L159 205V207L158 208H160V206L162 207H164L165 209H166V206L167 205H165L166 203H163V205H160ZM167 204H168V202H167ZM179 204H180V202L178 203V206H179ZM44 205V204H43ZM86 205V206H87ZM114 205H115V203H114ZM128 205V206H127ZM140 205V204H139ZM138 205V206H139ZM157 205V204H156ZM155 205V206H156ZM157 205V206H158ZM165 205V206H164ZM187 205V204H186ZM200 205V204H199ZM214 205V204H213ZM221 205V204H220ZM220 205H217V206H219V209H221L220 208ZM143 206V205H142ZM153 206V205H152ZM184 206V205H183ZM183 206L181 207V208H183ZM188 207H189V205H187ZM44 207V206H43ZM64 207V208H63ZM84 207H85V204H84ZM134 207V206H133ZM137 207V206H136ZM135 207V208H136ZM141 207V206H140ZM162 207V208H163ZM168 207V206H167ZM172 207H173V205H172ZM205 207V206H204ZM214 207H216V206H214ZM221 207H222V205H221ZM39 208V207H38ZM41 208V207H40ZM45 208V207H44ZM63 208V209H62ZM81 208H83V207H81ZM138 208V207H137ZM136 208V209H137ZM145 208V207H144ZM161 208V209H162ZM191 208V207H190ZM201 208V207H200ZM208 208V207H207ZM217 208V207H216ZM224 208V207H223ZM46 209V208H45ZM48 209V208H47ZM50 209V208H49ZM61 209V210H60ZM66 209V208H65ZM69 209V208H68ZM86 209V208H85ZM117 209H116V211H117ZM143 209V208H142ZM179 209H180V206H179ZM185 209V208H184ZM192 209V211L194 212V210H193V208H191ZM209 209V208H208ZM212 209H214L213 207H212ZM40 210V209H39ZM84 210V209H83ZM125 210H126V212H128V213H126L125 212ZM149 210V209H148ZM174 210V209H173ZM189 210V209H188ZM51 211V210H50ZM60 211H62V212H60ZM68 212H69V210H67ZM67 211H65L66 213H67ZM79 211V210H78ZM81 211V210H80ZM89 211V210H88ZM115 211V212H116ZM135 211V210H134ZM134 211H132L133 213H134ZM138 211L140 212V210H139V208H138ZM142 211V210H141ZM150 211V210H149ZM162 211H163V209H162ZM171 211V210H170ZM185 211V210H184ZM202 211V210H201ZM52 212V211H51ZM50 212V213H51ZM137 211H135V213H136ZM145 212V211H144ZM164 212L166 213V211L164 210ZM178 212V211H177ZM180 212V211H179ZM192 212V213H193ZM217 212V211H216ZM43 213V212H42ZM84 213H86V212H84ZM88 213V212H87ZM117 213V212H116ZM119 213H118V215H119ZM160 212L156 209L155 211L153 210V212L151 211V213L149 212V213H147V217H146V219L144 220V221H140L141 223H140V225L142 224V226H144V232L146 233V235H147V239L146 240H149V242H151V243H147L146 241H145V238L144 239H142L141 241H140V244L139 243H136V242H134V243H129V242H127L129 245L128 246H126V249H127V247H130V244H131V250L134 252V255L136 256L134 259H133V255H131L132 257H131V259H130V257H129V259L130 260H133V261H128L129 263L130 262H134V264H140V262L141 261H139L140 260V258L141 259H145L146 258V260L147 261H149L148 259H147V257H148V255H149V257L151 256V255H156V254H151L150 253V251H153V249H154V246L153 245H156V247H157V245H158V247H160V242H159V239L157 238V236H156V234H155V232H156V229L158 228L157 226H160L161 227V225L164 223L163 221H161L160 220V215H161V213L159 214ZM185 213V212H184ZM184 213L183 212H181V214H183V216H185L184 215ZM191 213V212H190ZM191 213V214H192ZM196 213H198V212H196ZM203 213H205V211H203ZM210 213V212H209ZM218 213H219V211H218ZM65 214V213H64ZM64 214H63V216H64ZM68 214V213H67ZM66 214V215H67ZM83 214V213H82ZM144 214V213H143ZM142 214V215H143ZM169 214L170 215H167L166 217L168 218L167 220H168V222L169 223H171L172 225H174V229H176L177 228V226H179L180 224L181 225H183L184 223L182 222L183 220L181 219V218H183V217H181V218H179L177 215H175V214H173V213H170L169 212ZM188 214V213H187ZM194 214V216L195 217H193L192 218V220L191 221H189L190 223H188V224H184L186 227H188L189 229L191 228V227H189V226H191L192 224H193V222L195 223V221H194V219H196V218H198L197 216H196V214H195V212L193 213ZM211 214H213V213H211ZM222 214V213H221ZM87 214H85L84 215V217L86 216ZM98 215H100V216H103V218H104V220H100L99 219V217L100 216H98ZM139 215V214H138ZM141 215V216H142ZM145 215V214H144ZM198 216L200 215V214H197ZM205 215V214H204ZM76 216V215H75ZM78 216V215H77ZM140 216V217H141ZM165 216V215H164ZM164 216H162V217H164ZM169 216V217H168ZM206 216V215H205ZM215 216V215H214ZM217 216V215H216ZM58 217V216H57ZM59 217V218H60ZM83 217V216H82ZM83 217V218H84ZM118 217V216H117ZM135 217V216H134ZM199 217H201V215L199 216ZM220 217V216H219ZM221 217H222V215H221ZM62 218V217H61ZM65 218V217H64ZM81 218V217H80ZM82 218V219H83ZM138 218V217H137ZM216 218V217H215ZM223 218V217H222ZM79 219V218H78ZM81 219V220H82ZM86 219V218H85ZM138 219H140V218H138ZM142 219V218H141ZM144 219V218H143ZM142 219V220H143ZM199 219H201V218H199ZM213 219H214V217H213ZM213 219H210V220H213ZM54 220H56V219H54ZM181 220V221H180ZM74 221V220H73ZM79 221V220H78ZM48 222H50V221H48ZM56 222V221H55ZM75 222V221H74ZM76 222H77V220H76ZM137 222V221H136ZM136 222H135V224H136ZM183 224H182V223ZM210 222V221H209ZM51 223V222H50ZM138 223V222H137ZM166 223V222H165ZM164 223V224H165ZM56 224V223H55ZM139 224V223H138ZM138 224H136V226L138 225ZM168 224V223H167ZM197 225H198V223H196ZM201 222H200V227H201ZM52 225V224H51ZM53 225H54V223H53ZM134 225V224H133ZM169 225V224H168ZM205 225H203L202 227L203 228H205ZM57 226V225H56ZM55 225H54V227H56ZM139 226V225H138ZM138 226H137V228H138ZM162 226H164V228H165V225H162ZM193 226V225H192ZM195 226V225H194ZM222 226V227H223ZM52 227V228H51ZM50 228L51 229H54L53 228V226H51ZM119 227H118V229H119ZM173 227V226H172ZM172 227H170V229H172V230H174ZM176 227V228H175ZM182 227V226H181ZM199 227V228H200ZM84 228V229H85ZM156 228V229H155ZM163 228V227H162ZM184 228V227H183ZM187 228V229H188ZM194 228V227H193ZM197 229H198V227H196ZM203 228H202V230H203ZM205 228V229H206ZM211 228V229H212ZM217 228H219V227H217ZM56 229V228H55ZM57 229H58V227H57ZM56 229V230H57ZM87 229V230H88ZM143 229V228H142ZM178 229V228H177ZM181 229V228H180ZM179 229V230H180ZM186 229V228H185ZM195 229V228H194ZM55 230V231H56ZM59 230L60 229H58V231H56V232H59ZM139 230V229H138ZM141 230V229H140ZM159 230H160V228H159ZM191 230H192V228H191ZM186 231V232H191V234L190 235H192V233H194V232H192V231ZM200 230H201V228H200ZM91 231V230H90ZM89 231V232H90ZM136 231V230H135ZM164 231V230H163ZM175 231V230H174ZM177 231V230H176ZM183 231H184V229H183ZM88 232V233H89ZM97 232V233H98ZM132 232V231H131ZM157 232L159 233V234H161V232H159L158 230H157ZM165 232H166V230H165ZM167 232H168V230H167ZM170 232L171 231H169V235H170ZM181 232H182V230H181ZM185 232V231H184ZM60 233V232H59ZM62 233V232H61ZM61 233L58 235V236H60L61 235ZM96 233V235H101V233H98L97 234ZM144 233V234H145ZM66 233H62V236H64L63 238L66 240V245L67 244H69L70 242H71V240H70V238H69V235H65ZM73 234V233H72ZM128 234H130V232H128ZM133 234V233H132ZM139 234V233H138ZM184 234H186V233H184ZM189 234V233H188ZM219 234V235H220ZM134 235V234H133ZM146 235H145V237H146ZM173 236H174V234H172ZM181 235V234H180ZM179 235V236H180ZM187 235V234H186ZM222 235V236H223ZM72 236V235H71ZM102 236V235H101ZM131 236V235H130ZM167 237H168V235H166ZM185 236V235H184ZM132 237V236H131ZM160 237V236H159ZM161 237H162V235H161ZM185 237H189V236H185ZM193 237H194V234H193ZM192 237V238H193ZM72 238V237H71ZM79 238V237H78ZM91 238V237H90ZM141 238H143V237H140V239ZM178 238V237H177ZM176 238V239H177ZM180 238H181V236H180ZM186 238V239H187ZM218 238H221V236H219ZM217 238V239H218ZM73 239V238H72ZM101 239V238H100ZM127 239V238H126ZM130 239V238H129ZM134 239V238H133ZM176 239H173L172 238V240L174 241L175 240V242H176ZM179 239V238H178ZM189 239V238H188ZM191 239V238H190ZM189 239V240H190ZM161 240V239H160ZM169 240V239H168ZM192 240V239H191ZM226 240V239H225ZM134 241H137V240H134ZM146 243H145V242ZM171 241V240H170ZM169 241V242H170ZM185 241V240H184ZM183 241V243L182 244H184L185 242ZM188 241V240H187ZM236 241V243H238ZM68 242V243H67ZM77 242V241H76ZM83 242V241H82ZM168 242V243H169ZM179 242V241H178ZM181 242V241H180ZM240 242H239V244H240ZM77 243H79V242H77ZM77 243H75L76 245H73L74 244V240H73V242L71 243V245H73V246H71V245H69L72 249H70L69 247V250H71V257L75 254H77L78 255V257H86L87 255H88V253H87V250H85V249H83L82 247H80V245H77ZM126 243V244H127ZM161 243H162V241H161ZM171 243H173V242H171ZM170 243V244H171ZM188 243V242H187ZM80 244V243H79ZM163 244V243H162ZM178 244V243H177ZM176 244V245H177ZM246 244V243H245ZM82 245V244H81ZM115 245V246H114ZM164 245V244H163ZM163 245H162V247H163ZM171 245H173V244H171ZM170 245V246H171ZM175 245V244H174ZM122 246V245H121ZM165 246V245H164ZM158 247H157V249H158ZM98 249V248H97ZM264 249V248H263ZM141 250V251H140ZM162 251L161 250V247L158 249V251ZM170 250V249H169ZM117 251V250H116ZM128 251V249L126 250V252ZM130 251V250H129ZM154 251H156V250H154ZM157 251V252H158ZM160 251H159V253H160ZM75 252V253H74ZM118 252V251H117ZM116 252V253H117ZM132 252V253H133ZM144 252H145V254L146 253H148V255L146 256L145 254H144ZM87 253V254H86ZM116 253H115V255H116ZM122 253V252H121ZM130 253V252H129ZM73 254V255H72ZM126 254V253H125ZM151 254V255H150ZM260 255V254H259ZM89 256V255H88ZM91 256V255H90ZM93 256V255H92ZM128 256H130V254L128 255ZM127 256V257H128ZM141 256V257H140ZM157 256V255H156ZM74 257V256H73ZM72 257V258H73ZM126 257V256H125ZM140 257V258H139ZM148 257V258H149ZM75 258H76V256L74 257V260H75ZM86 258H88V257H86ZM92 258V261H93V258L94 257H91ZM100 258V257H99ZM152 258V257H151ZM106 259H105V261H106ZM150 259V258H149ZM263 259V258H262ZM79 260H81V263L84 261V259L82 260V259H80L79 258ZM101 260H100V262H101ZM128 260V259H127ZM126 260V261H127ZM104 261V262H105ZM109 261V260H108ZM112 261V260H111ZM115 261H116V259H115ZM118 261V260H117ZM125 261V260H124ZM123 261V262H124ZM146 261V262H147ZM152 261H153V259H152ZM264 261V260H263ZM95 262H96V259H95ZM94 262V263H95ZM136 262V263H135ZM150 262H151V260H150ZM75 263H78V261H76ZM102 263V262H101ZM108 263V262H107ZM127 263V262H126ZM144 262L142 261V264H143ZM149 263V262H148ZM147 263V264H148ZM263 263V262H262ZM83 264H85V263H83ZM97 264H100L99 262H97ZM106 264V263H105ZM131 264V263H130ZM145 264V263H144Z\"/></svg>", "mask_w": 264, "mask_h": 264}]
</instances>
